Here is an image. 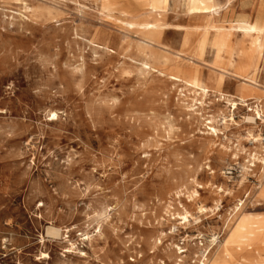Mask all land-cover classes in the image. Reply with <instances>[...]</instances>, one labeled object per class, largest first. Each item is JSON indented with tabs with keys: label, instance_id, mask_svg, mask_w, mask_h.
Wrapping results in <instances>:
<instances>
[{
	"label": "rangeland",
	"instance_id": "obj_1",
	"mask_svg": "<svg viewBox=\"0 0 264 264\" xmlns=\"http://www.w3.org/2000/svg\"><path fill=\"white\" fill-rule=\"evenodd\" d=\"M203 1L0 0V264L264 263V0Z\"/></svg>",
	"mask_w": 264,
	"mask_h": 264
},
{
	"label": "bare ground",
	"instance_id": "obj_2",
	"mask_svg": "<svg viewBox=\"0 0 264 264\" xmlns=\"http://www.w3.org/2000/svg\"><path fill=\"white\" fill-rule=\"evenodd\" d=\"M167 1L168 0H163V3L165 5V7L167 5ZM185 3H186V9L191 15H193V14H209L211 12H214V8H215L214 6L208 7L203 0H185ZM261 9H262V7H261ZM242 25L243 24H241V26ZM242 27H244V25ZM147 28L148 29H154L155 27L153 25H148ZM241 31L245 35H249V36L255 35V34H261V33H264V25L260 26L259 22H256L254 25L246 24V27L244 29H241ZM230 35H231L230 30H224L222 28L213 29L212 27H209L204 33V42H203V44L201 45L200 48L202 49L204 44L209 43L211 45V47L214 49V57H215L223 49L227 48L228 45H230L229 44L230 37H231ZM227 51H228V49H227ZM228 53H229V51H228ZM210 54H211V52H210ZM141 64H142V68L141 69L142 70L144 69V71L148 72L149 70L152 69L146 63H141ZM169 78L171 80H173L174 82L182 83L190 92L193 93V96L195 95V96H198V97H204V96H206V94L208 92H210L208 89H206V88L201 86L200 81H199L197 76L194 77L192 81L181 80L179 78L172 77V76H169ZM221 80H222V77H220L218 79V83L221 82ZM194 99H195V101L198 100V98H195V97H194ZM238 105L249 106L248 102L246 100H243V99L231 100V107H232L233 111H234V108H236ZM187 109L190 110L191 112L197 113V112H195L196 109L192 108V107H189V105H187ZM250 110H252V109L250 108ZM256 116L257 117L247 116L245 119L248 122H255V120L257 118L262 120L263 117H264L263 114L258 109H256ZM224 120H226V118H224ZM230 121H233V117L232 116H230ZM209 126L211 127V125H209ZM211 129L214 130L213 132L217 131L214 128H211ZM256 141H257V139H256ZM198 210L200 212H202L205 209L203 207H200V208H198ZM47 235L50 236V237H53L55 239H58L59 236H60V229L59 228H55V227H50L47 230ZM42 239H43V237H42ZM41 256H42V258L47 257V255H45V254H41ZM222 260L223 259L221 258L220 261H219V264H220V262ZM235 264H264V263L251 262V261H248V260H245V259L244 260L240 259Z\"/></svg>",
	"mask_w": 264,
	"mask_h": 264
},
{
	"label": "crops",
	"instance_id": "obj_3",
	"mask_svg": "<svg viewBox=\"0 0 264 264\" xmlns=\"http://www.w3.org/2000/svg\"><path fill=\"white\" fill-rule=\"evenodd\" d=\"M223 50H224V49H223ZM223 50H222V51H223ZM222 51H221V52H222ZM221 52H220V53H221Z\"/></svg>",
	"mask_w": 264,
	"mask_h": 264
}]
</instances>
